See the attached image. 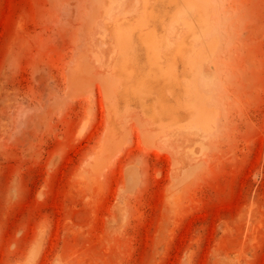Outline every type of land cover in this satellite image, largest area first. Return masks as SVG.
Returning a JSON list of instances; mask_svg holds the SVG:
<instances>
[{"label": "rangeland", "instance_id": "374dc122", "mask_svg": "<svg viewBox=\"0 0 264 264\" xmlns=\"http://www.w3.org/2000/svg\"><path fill=\"white\" fill-rule=\"evenodd\" d=\"M175 1L0 0V264H264V0ZM146 14L202 73L128 77Z\"/></svg>", "mask_w": 264, "mask_h": 264}, {"label": "bare ground", "instance_id": "6f19581e", "mask_svg": "<svg viewBox=\"0 0 264 264\" xmlns=\"http://www.w3.org/2000/svg\"><path fill=\"white\" fill-rule=\"evenodd\" d=\"M182 1H184L182 3L185 5L186 8H192V10H193V7L194 8L200 7L199 6L200 4L197 5L195 3L197 0L194 1L193 4H192V2H193L192 0L191 1L190 0H182ZM176 2H178V0H176L175 3ZM146 3L147 2H145V7H144V2H143V6H141V7H144L143 8L144 10L146 9V6H148V5H146ZM194 4H196L197 6ZM205 8L208 9V7H205ZM194 10H196V9H194ZM194 10H193L194 13L197 11L196 12L197 15L199 12L202 14L201 9L196 10V11H194ZM204 11H205V9H204ZM147 16H148L147 14H146V17L144 16L145 18L142 19V22L139 23L138 27H133V28H130L126 31L118 30L116 32V36H114L117 51H118V62H120V66L122 69H126V70L128 69L129 70V76L128 77L132 78L134 75L133 72L147 70L150 72L152 78L155 81H157V80H166L167 81L168 80L171 83L172 80H175V77L177 74V67H179L178 66L179 64H177L178 61H179L181 66L188 68L191 72L194 71L196 75L202 73L200 70V66L202 65L201 64L202 61L200 63L201 58L199 56V52L195 53L193 51H190L192 49L189 50V48L192 46L188 43L190 45V47H186V46H188V44H184L185 49H183L181 46L179 47V50L180 49L181 50L178 53V55L181 53L182 49L184 51V50H186V48H188V52L182 51V54H180V56H178L177 52H176L178 50H176V51H175V49L171 50L170 48H172V46L168 47V45H167L168 43L164 44V43H166V42H164V40H162V39L159 40L158 38H156V36H154L156 31H154L155 30L154 26L152 27V25H150L152 23V22H150V20L152 21L154 18L153 19H151L150 17L147 18ZM148 19H150V20H148ZM154 23L155 22L153 20V25H154ZM186 26L192 27V23H187ZM153 32H155V33H153ZM190 33H193V31ZM181 40L183 43V38H181ZM179 43L180 42H178V44ZM181 45L183 46V44H181ZM175 48H177V47H175ZM169 82H167V83H169ZM186 92H188L190 98L194 99L197 103H193V104L190 103L189 105L186 106V108H183L182 110L187 112V113L195 111L198 114L196 117L197 122L200 124L204 122L202 124V125H204L205 124L204 120L207 118H205V113H203V110L200 107L202 104H200L199 102H202V100H201L200 96H198L197 90H195V88L192 90L188 89V90H186ZM199 104H200V106H199Z\"/></svg>", "mask_w": 264, "mask_h": 264}]
</instances>
